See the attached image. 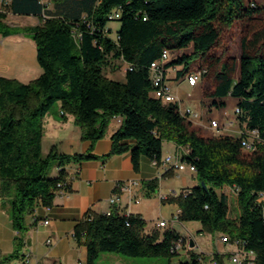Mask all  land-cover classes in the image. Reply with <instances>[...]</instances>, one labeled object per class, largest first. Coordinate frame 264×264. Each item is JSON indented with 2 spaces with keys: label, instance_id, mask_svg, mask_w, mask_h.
<instances>
[{
  "label": "trees",
  "instance_id": "trees-1",
  "mask_svg": "<svg viewBox=\"0 0 264 264\" xmlns=\"http://www.w3.org/2000/svg\"><path fill=\"white\" fill-rule=\"evenodd\" d=\"M54 1L51 8L50 0H9L0 10V33L30 35L43 69L29 82L0 77V191L15 229L27 231V216L41 205H53L58 183L64 181L71 190L66 166L98 159L94 144L121 116L104 157L130 151L139 171L145 155L162 160L165 141L188 146L184 159L196 166L199 183L184 188L191 189L188 194L181 191L162 201L179 204L180 222L198 221L202 233L227 234L240 248L254 251L253 263L264 264V5L259 0ZM9 13L36 15L41 23L14 28L7 23ZM112 20L120 22L115 37ZM234 37L239 54L229 45ZM165 50L170 54L166 72L181 66L177 77L206 68L200 82L204 106H225L228 96L237 99L243 133L211 134L185 116L178 103L154 96L151 64ZM118 59L127 63L125 80L105 72ZM59 103L62 118L73 115L82 127L90 151L68 154L53 145L44 154V119ZM247 129L260 134L255 150L242 144ZM52 162L60 170L48 176ZM145 184L150 195L159 178ZM225 187L237 193L236 215ZM74 235L87 246V264H96L107 252L166 257L169 264H205L207 258L190 249L188 258L173 261L180 253L173 246L183 239L187 248L186 236L170 226L147 232L145 218L116 205L110 214L88 212ZM22 248L23 238L16 236L14 253L0 257V264L20 257ZM216 258L221 264L219 254Z\"/></svg>",
  "mask_w": 264,
  "mask_h": 264
},
{
  "label": "crops",
  "instance_id": "crops-1",
  "mask_svg": "<svg viewBox=\"0 0 264 264\" xmlns=\"http://www.w3.org/2000/svg\"><path fill=\"white\" fill-rule=\"evenodd\" d=\"M54 6L55 1L50 0V7L54 8ZM7 23L14 28L26 27L41 23V19L36 15L9 13ZM42 72L43 69L38 61L37 44L30 35L23 32L10 35L0 33V77L17 78L20 81L29 82ZM167 76L172 88L173 83L183 80V77L174 75L172 68L168 69ZM57 105V109L48 113L44 119L43 152L47 154L53 145H57L61 152L68 154L90 151L91 143L80 137V127L75 124L74 116L67 115V118L63 119L60 103ZM122 120L121 116L114 117L106 135L94 144L92 152L99 156L98 159L72 162L66 166L71 176V190L68 194H58L50 210L41 205L34 214L28 215L27 222L30 227L27 231L20 232L15 229L9 209L3 203L0 191V257L14 253L16 236L23 238L21 256L4 264H87V246L77 241L74 229L88 212L102 213L112 208L109 199L116 193L118 201L115 205L121 211L140 214L145 218L153 206H159L162 211L161 205L164 202L161 195L164 191L171 190L175 195H178L184 188L193 187L199 183L197 173L194 174L188 169L176 171L172 167L165 170L154 165L146 155L142 158L139 171L134 168L130 151L104 157L111 151L112 135L120 128ZM223 126L226 131L238 129L239 124L230 121ZM241 130L235 131L240 132ZM177 150L178 146L174 142L165 141L163 157L174 154ZM59 170L60 167L55 164L52 167L51 176L57 175ZM154 178H159V186L149 195V189L145 182ZM119 183H126L129 188L118 189L117 184ZM136 198H139V201H136ZM261 200L264 201V196ZM173 205L171 217L180 209L178 203H173ZM46 218L50 219L49 223L44 222ZM169 222L170 227L195 242L194 247L187 245L185 248L186 258L189 257L190 249H192L207 256L205 264H214L215 261L219 264L216 254L221 257V264H235L232 256L237 251L241 252L242 248L232 240L224 242L222 240L223 233L211 234L215 246L212 250L209 239H202L198 243L194 230L187 228V231L184 232L177 228L180 221L173 224ZM181 223L195 224V230L201 235L210 234L200 232L202 225L198 221ZM159 228L147 226L146 231L151 232L153 229ZM49 238L51 239L50 243L48 242ZM200 244L206 245L207 249L200 247ZM27 257L30 258V261L25 263ZM155 258L156 260H152V258L129 257L107 252L101 254L96 264H166L159 258Z\"/></svg>",
  "mask_w": 264,
  "mask_h": 264
},
{
  "label": "rangeland",
  "instance_id": "rangeland-1",
  "mask_svg": "<svg viewBox=\"0 0 264 264\" xmlns=\"http://www.w3.org/2000/svg\"><path fill=\"white\" fill-rule=\"evenodd\" d=\"M259 2L264 5V0H259ZM110 26L113 29L111 35L113 37H115L117 35L116 29L120 26V22L118 20H112L110 22ZM234 40H235V37L232 40L230 39L229 45L231 46V48H233V50L236 54H239V49L236 45V41H234ZM191 50H192V48H189L187 50L181 51L180 53L182 54L186 51H191ZM175 56H176V54H172L170 56V58H173ZM126 68H127V63L121 59H118V60H115L111 66L106 68L105 72L109 77H112V78H115L118 80H125ZM179 69H181V66H178L177 69L176 68L174 69V75L176 74L177 70H179ZM173 89H174V92L178 95V97L180 99L179 105H180L181 110L183 112H186V110L188 108H191L194 113L196 112L197 116H195L193 113L191 119L194 120L195 122L203 123L204 124V126H203L204 130H206L207 132H209L211 134L220 133V132H227L229 134H239L238 131L241 128L240 126L238 127V129H234V130L231 129V130H226V131L222 128L217 129V128L210 127V123H211L212 119H216L219 122L220 126H223V124L230 122V121H234L235 123H239L238 114L236 112L237 99L235 97H233V96L226 97L225 98L226 105L222 106V107H218L216 105L204 106L202 104L203 97H202L201 83L194 86V87H191L187 83V81L184 80V78H183V80L181 79L179 82L173 83ZM189 93H191V94H189ZM57 107H58V105L56 104L53 107V111L55 109H57ZM74 122H75V120H74ZM75 124H77V123L75 122ZM79 127H80V131H81L80 137H82V127L80 125H79ZM235 130H238V131H235ZM53 164H54V162L51 163L50 167L48 168V170L46 172V174L48 176L51 175V170H52ZM157 167H160V166H157ZM191 172H193V171H191ZM193 173L196 174V172H193ZM223 190L229 196L230 206H231V214L236 215L238 212L237 205H236V199H237L236 191L231 187H225ZM163 194L166 195L167 198L172 196L173 194L175 195V193H173L171 190H166V191H164ZM262 194H264V192ZM261 197H263V196H261ZM173 203H177V202H171V201L164 202L161 205L162 211H160L159 206H153L152 208H150V210L148 211V213L145 216L146 227L148 226V227H152V228L153 227L157 228L158 219L167 218L168 220H170L172 218L171 217V215H172L171 210H172V208H174ZM169 226L170 225L168 224L167 226L160 227L159 229H160V231L161 230L164 231ZM177 228H179L180 230H182L184 232L187 231V228L194 230L195 234L197 235L198 243H200V240H202V239H209L211 241L212 250H214L215 246L213 243L214 242L213 236L211 234H208V235L199 234L198 231L195 230L196 229L195 224L191 225L188 223L183 224V223L179 222L177 224ZM199 246L207 249L206 245H204V244L203 245L200 244ZM199 251H201V250H199ZM149 259H151V258H149ZM159 259L166 262V264H169L168 258L159 257ZM180 259H186L185 248H182L180 253L176 254L173 257V261H179ZM152 260H156V258L152 257Z\"/></svg>",
  "mask_w": 264,
  "mask_h": 264
},
{
  "label": "built area",
  "instance_id": "built-area-1",
  "mask_svg": "<svg viewBox=\"0 0 264 264\" xmlns=\"http://www.w3.org/2000/svg\"><path fill=\"white\" fill-rule=\"evenodd\" d=\"M44 3L49 2V0H41ZM9 0H0V10H3L4 5L6 3H8ZM119 14L117 13V16ZM44 17L47 18L49 17L46 13L44 14ZM169 51L165 50L163 52L162 58L159 60L154 61L151 64V76H152V80H153V85H154V91L153 94L155 97L161 99L164 102H176V103H180V99L178 97V95L173 91L172 88V84L169 81V78L167 76V68H166V63L169 60ZM206 68H195L189 72H187L184 75V80L187 81V83L191 86L194 87L198 84H200L203 74L205 72ZM191 94V93H189ZM181 109V108H180ZM181 112L187 116L188 118L191 119L192 115H193V111L191 108H188L186 110V112H183L181 110ZM236 112H240L239 108H236ZM195 116H197V113H194ZM192 120V119H191ZM194 121V120H193ZM195 122V121H194ZM198 125L204 126L203 123L200 122H195ZM230 126V124H229ZM210 127L212 128H217V129H224L225 126H220L219 122L215 119L211 120L210 123ZM239 133H243V130H241ZM246 138L243 139V146L247 149V150H255L257 147V142L260 140V134L258 132V130L253 129V130H246ZM189 147L188 146H178V150L176 153L168 155L166 157H163L161 161L154 159L152 161V163L156 166H160L165 168L166 170H168L170 167L176 169V170H185V169H189L190 171L196 172V166L187 162L184 159V155L189 153ZM66 183L60 182L58 183L59 189H58V194L64 195V194H68L69 190L65 189ZM117 188L118 189H128L129 186L126 183H119L117 184ZM191 191V189L187 188V189H183L182 192L184 194H188ZM261 196H264V194H261ZM167 196L162 194L161 195V199H166ZM263 198V197H261ZM260 198V199H261ZM133 199V197H132ZM110 203L113 205H115L118 201V195L115 193L113 194L110 199H109ZM136 201H139V198H136ZM45 208L47 210H50L52 208L51 205H46ZM107 214L111 213V208L109 210L106 211ZM181 213V209H179L170 220L167 219H161L158 221L157 226L158 227H164L168 225V222L170 221L172 224L176 221H179V215ZM45 223H49L50 219L46 218L44 220ZM222 240L224 242H229V236L227 234H224L222 236ZM48 242H51V239H48ZM183 239H180L179 241L176 242V244L173 246L172 250L176 251V252H180L181 249L183 248ZM187 245L190 246V239H187ZM235 243H238V241H236ZM253 255H255L254 251H252V255H242L241 253H239V251H237L233 256H232V260L235 264H245L247 262V264H255L253 263ZM30 261V258L27 257L25 259V263H28ZM218 262H214V264H217ZM41 264V263H39ZM47 264V263H44Z\"/></svg>",
  "mask_w": 264,
  "mask_h": 264
},
{
  "label": "bare ground",
  "instance_id": "bare-ground-1",
  "mask_svg": "<svg viewBox=\"0 0 264 264\" xmlns=\"http://www.w3.org/2000/svg\"><path fill=\"white\" fill-rule=\"evenodd\" d=\"M229 241H230V238H229ZM234 242H236V241H234ZM237 244H238V243H237ZM241 252H243V253H241ZM241 252L239 251V253H241V254H243V255H249V254H252V251H246V250H244V249H242Z\"/></svg>",
  "mask_w": 264,
  "mask_h": 264
},
{
  "label": "water",
  "instance_id": "water-1",
  "mask_svg": "<svg viewBox=\"0 0 264 264\" xmlns=\"http://www.w3.org/2000/svg\"><path fill=\"white\" fill-rule=\"evenodd\" d=\"M204 185V184H203ZM190 246L191 247H194L195 246V242L193 241V240H191V242H190Z\"/></svg>",
  "mask_w": 264,
  "mask_h": 264
}]
</instances>
